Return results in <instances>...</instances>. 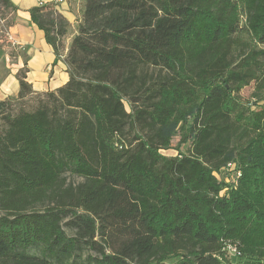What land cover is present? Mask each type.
<instances>
[{
  "label": "trees",
  "instance_id": "16d2710c",
  "mask_svg": "<svg viewBox=\"0 0 264 264\" xmlns=\"http://www.w3.org/2000/svg\"><path fill=\"white\" fill-rule=\"evenodd\" d=\"M30 12L60 56L71 24ZM65 62L0 101V264H264V0H83Z\"/></svg>",
  "mask_w": 264,
  "mask_h": 264
},
{
  "label": "crops",
  "instance_id": "0c3cea01",
  "mask_svg": "<svg viewBox=\"0 0 264 264\" xmlns=\"http://www.w3.org/2000/svg\"><path fill=\"white\" fill-rule=\"evenodd\" d=\"M16 7L15 21L9 29L12 50H0V101L16 97L20 86L17 74L27 69V81L37 93L55 91L69 81L65 57L77 34L83 0H10ZM53 3L71 24L65 42L66 49L56 56L47 43L45 33L31 21L30 11L42 4Z\"/></svg>",
  "mask_w": 264,
  "mask_h": 264
},
{
  "label": "rangeland",
  "instance_id": "374dc122",
  "mask_svg": "<svg viewBox=\"0 0 264 264\" xmlns=\"http://www.w3.org/2000/svg\"><path fill=\"white\" fill-rule=\"evenodd\" d=\"M15 21V16L13 14V11L10 9H5L3 6L0 5V50L3 48L9 47V51L11 54L13 53L12 50V41L10 40V34H9V26L12 24V22ZM243 40L248 41L249 43V37L245 34L241 36ZM254 84H252L249 87H246L242 92H241V98L243 102H255L258 101L259 99H264V91L261 93H258L255 90ZM32 105V103H30ZM171 148L166 151H161L162 154L168 156V157H175L178 156L179 154L182 153H188L187 148L188 145L182 144L180 142V136L175 135L172 139V144ZM229 174L223 173L218 175L225 183H231V179L229 178ZM82 179L80 177L71 175V174H66L64 181L62 182V187L66 188L69 185L77 186L78 184L82 183ZM66 232L69 233L70 236H72L75 232L73 230L68 229L67 227H64ZM231 261L233 263H238L241 260L239 257L236 255L231 256Z\"/></svg>",
  "mask_w": 264,
  "mask_h": 264
},
{
  "label": "built area",
  "instance_id": "2783aa9c",
  "mask_svg": "<svg viewBox=\"0 0 264 264\" xmlns=\"http://www.w3.org/2000/svg\"><path fill=\"white\" fill-rule=\"evenodd\" d=\"M42 5H45V4H42ZM10 40L12 41L11 37H10ZM235 168V165L234 164H229L228 167H227V171L230 172V171H233ZM228 251L233 254V255H236V249L233 248L232 246H229L228 247Z\"/></svg>",
  "mask_w": 264,
  "mask_h": 264
},
{
  "label": "bare ground",
  "instance_id": "6f19581e",
  "mask_svg": "<svg viewBox=\"0 0 264 264\" xmlns=\"http://www.w3.org/2000/svg\"><path fill=\"white\" fill-rule=\"evenodd\" d=\"M237 176H239V174H237Z\"/></svg>",
  "mask_w": 264,
  "mask_h": 264
}]
</instances>
